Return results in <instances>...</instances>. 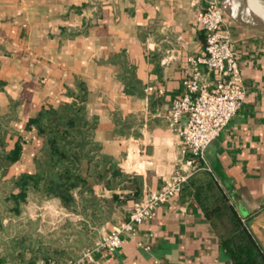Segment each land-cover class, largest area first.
<instances>
[{
    "label": "crops",
    "instance_id": "0c3cea01",
    "mask_svg": "<svg viewBox=\"0 0 264 264\" xmlns=\"http://www.w3.org/2000/svg\"><path fill=\"white\" fill-rule=\"evenodd\" d=\"M204 6L192 0H0V133L4 150L17 153L0 186L35 173L45 140L30 121L42 109L70 105L81 90L98 155L123 178L108 189L82 164L87 186L103 199L106 220L93 227L99 239L124 222L143 195L176 170H189L169 114L185 93L192 71L187 60L204 56L196 22ZM224 21L245 99L207 147L205 162L264 257V34ZM198 69L211 86L213 76L203 65ZM38 205L55 208L47 216L53 225L83 219L57 199L38 204L29 197L19 216L2 223L18 235L38 221ZM227 234V223L205 215L188 182L135 237L113 253L100 251L93 264H234L223 247Z\"/></svg>",
    "mask_w": 264,
    "mask_h": 264
},
{
    "label": "trees",
    "instance_id": "16d2710c",
    "mask_svg": "<svg viewBox=\"0 0 264 264\" xmlns=\"http://www.w3.org/2000/svg\"><path fill=\"white\" fill-rule=\"evenodd\" d=\"M81 91L83 95L74 98L70 105L56 110L42 109L30 121V125L45 140V145L35 160L34 174L24 175L8 185L0 186V228L2 218L21 214L30 196L37 197L39 201L57 199L68 211L83 218L77 222L78 235L86 231L93 235L94 224L106 220L101 207L103 199L96 197L87 186L81 174L82 164L87 162L90 177L98 183L103 182L108 189L116 188L123 178L108 166V159L98 155V146L92 139L95 122L85 118V95ZM16 159V152L7 153L4 150V134L0 133V178ZM188 182L205 215L209 219L217 218L227 223L228 234L223 247L233 263L264 264V257L234 208L228 205L226 196L212 175L200 171ZM33 236L32 231L22 230L12 239L13 249L21 250L17 254L18 260H24V253L31 247ZM36 238H40L36 242L38 248L36 251L31 249L33 255L26 264H37L39 260L46 263L52 259L59 261V257L65 255L64 249L44 247L41 235H36ZM85 245L91 247L92 244Z\"/></svg>",
    "mask_w": 264,
    "mask_h": 264
},
{
    "label": "built area",
    "instance_id": "2783aa9c",
    "mask_svg": "<svg viewBox=\"0 0 264 264\" xmlns=\"http://www.w3.org/2000/svg\"><path fill=\"white\" fill-rule=\"evenodd\" d=\"M192 2L205 4L198 9L196 16L197 25L205 37L204 56L187 60L192 71L183 81L185 93L173 103L169 114L170 125L179 139V150L182 155L190 157V168L184 172L176 170L157 191L143 195L133 204L124 222L114 226L92 248L68 264H93L100 251L113 253L119 250L127 239L135 237L139 225L151 221L160 206L182 191L193 175L199 171L210 172L205 151L228 126L245 99L236 57L225 32L220 0ZM199 65L213 76L211 86L202 83Z\"/></svg>",
    "mask_w": 264,
    "mask_h": 264
},
{
    "label": "rangeland",
    "instance_id": "374dc122",
    "mask_svg": "<svg viewBox=\"0 0 264 264\" xmlns=\"http://www.w3.org/2000/svg\"><path fill=\"white\" fill-rule=\"evenodd\" d=\"M31 199H35L38 204H41L43 201H39L37 197L30 196ZM53 211H55V208L52 206L49 209H44L42 205H38V209H35L34 215L38 217V221H35L31 224H27L25 226L26 231H32L33 232V241L31 247L26 250L25 255L23 259L27 261L32 257L31 249L36 251L38 248V245H36V242L40 238H36V235L42 236V245L44 247H50L51 249H64L65 255L62 257H59V261H55L56 259H52L49 263L53 264H68L69 262H73L76 260L82 252H84L87 249L92 248L97 242H99L101 239L98 238V232L94 231V234L86 232H81L79 235L77 234V231L79 229L76 220V217H69L65 219L64 221L53 225L52 221L48 220L47 216H52ZM4 213V212H3ZM4 215V214H2ZM75 216V215H74ZM7 217H12L10 215L2 218L3 220ZM44 219V221H43ZM2 220V222H3ZM24 229V228H21ZM13 230V229H12ZM18 231V230H17ZM16 231V233H17ZM17 234H12V231H10L9 227H6L5 224H3L0 228V260H13L14 264H25V261H20L18 263V248L15 250L13 249L12 244V237L16 236ZM91 245V247H88L85 245ZM21 251V250H20ZM19 251V252H20ZM17 261V262H16ZM40 264H48L44 261H38Z\"/></svg>",
    "mask_w": 264,
    "mask_h": 264
},
{
    "label": "water",
    "instance_id": "95a60500",
    "mask_svg": "<svg viewBox=\"0 0 264 264\" xmlns=\"http://www.w3.org/2000/svg\"><path fill=\"white\" fill-rule=\"evenodd\" d=\"M246 0H221V8L226 17L234 25L264 34V25L257 22L245 7ZM237 5L242 7L238 9Z\"/></svg>",
    "mask_w": 264,
    "mask_h": 264
},
{
    "label": "bare ground",
    "instance_id": "6f19581e",
    "mask_svg": "<svg viewBox=\"0 0 264 264\" xmlns=\"http://www.w3.org/2000/svg\"><path fill=\"white\" fill-rule=\"evenodd\" d=\"M245 7L257 22L264 25V6L257 0H246ZM237 8L242 9L239 5Z\"/></svg>",
    "mask_w": 264,
    "mask_h": 264
}]
</instances>
